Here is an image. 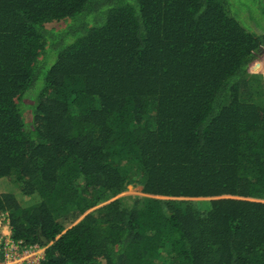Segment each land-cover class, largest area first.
<instances>
[{
	"label": "trees",
	"instance_id": "obj_1",
	"mask_svg": "<svg viewBox=\"0 0 264 264\" xmlns=\"http://www.w3.org/2000/svg\"><path fill=\"white\" fill-rule=\"evenodd\" d=\"M252 3L258 23L232 0H0V179L33 198L0 194L12 238L42 264H264Z\"/></svg>",
	"mask_w": 264,
	"mask_h": 264
},
{
	"label": "built area",
	"instance_id": "obj_2",
	"mask_svg": "<svg viewBox=\"0 0 264 264\" xmlns=\"http://www.w3.org/2000/svg\"><path fill=\"white\" fill-rule=\"evenodd\" d=\"M47 246L12 238L7 212H0V264H42Z\"/></svg>",
	"mask_w": 264,
	"mask_h": 264
},
{
	"label": "rangeland",
	"instance_id": "obj_3",
	"mask_svg": "<svg viewBox=\"0 0 264 264\" xmlns=\"http://www.w3.org/2000/svg\"><path fill=\"white\" fill-rule=\"evenodd\" d=\"M232 13L235 15L236 12H239L240 14L243 13L242 20H245V14L246 17L252 16L255 19V22H259V16L256 13L255 6L252 3V0H249L246 5L240 4L238 0H232ZM253 4V5H252ZM259 8H264V0H260ZM251 9V10H250ZM253 13V14H252ZM252 20V18H251ZM253 21V20H252ZM243 23L242 21H240ZM254 22V21H253ZM243 25L251 29L252 28V22L247 21L246 23H243ZM250 72L252 74H255L258 78L264 79V53L261 54L256 60L253 61L251 64ZM0 194H12L22 205H27L31 202L33 199L24 198L19 191V188L17 187L16 183L12 178L10 179H0ZM124 197L130 198V197H143L141 194V188L139 186H129L124 193L119 195L117 198Z\"/></svg>",
	"mask_w": 264,
	"mask_h": 264
},
{
	"label": "water",
	"instance_id": "obj_4",
	"mask_svg": "<svg viewBox=\"0 0 264 264\" xmlns=\"http://www.w3.org/2000/svg\"><path fill=\"white\" fill-rule=\"evenodd\" d=\"M45 240H43V242H44Z\"/></svg>",
	"mask_w": 264,
	"mask_h": 264
}]
</instances>
